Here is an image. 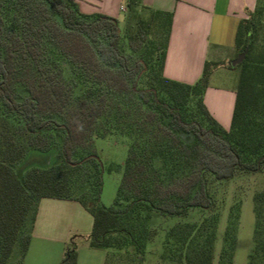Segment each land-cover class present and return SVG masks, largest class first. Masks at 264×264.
Masks as SVG:
<instances>
[{
    "label": "trees",
    "instance_id": "obj_1",
    "mask_svg": "<svg viewBox=\"0 0 264 264\" xmlns=\"http://www.w3.org/2000/svg\"><path fill=\"white\" fill-rule=\"evenodd\" d=\"M127 5L136 17L122 31L78 0H0V264H24L44 198L79 202L94 219L89 246L126 264H143L160 231L171 264H212L221 222L212 184L264 173V0L237 30L243 60L228 130L204 100L219 64L207 62L194 84L166 78L172 14ZM112 134L130 143L117 198L104 207L94 141ZM54 152V164L34 165ZM241 207L229 209L218 264L234 262ZM195 208L208 215L188 221ZM254 213L248 264H264V192ZM160 217L179 220L163 228ZM60 264H77L73 239Z\"/></svg>",
    "mask_w": 264,
    "mask_h": 264
},
{
    "label": "crops",
    "instance_id": "obj_2",
    "mask_svg": "<svg viewBox=\"0 0 264 264\" xmlns=\"http://www.w3.org/2000/svg\"><path fill=\"white\" fill-rule=\"evenodd\" d=\"M125 1L78 0V3L85 14L99 13L118 20L121 11L126 10ZM141 3L172 14L164 66L166 78L194 84L207 62L219 64L210 76L204 100L211 115L228 130L238 85L230 72L238 58L236 34L240 22L248 19L259 0H141ZM93 224L92 215L77 201L42 199L24 264H60L72 239L77 264H126L120 254L89 246L87 240Z\"/></svg>",
    "mask_w": 264,
    "mask_h": 264
},
{
    "label": "rangeland",
    "instance_id": "obj_3",
    "mask_svg": "<svg viewBox=\"0 0 264 264\" xmlns=\"http://www.w3.org/2000/svg\"><path fill=\"white\" fill-rule=\"evenodd\" d=\"M123 8L126 10L121 11L118 18L120 29L122 31H124L126 25L124 20L126 21L129 17H131L132 21L135 20L136 17V14L129 12L127 1L124 2ZM142 16L143 19H145L147 15L142 14ZM261 18L263 23L261 27V36H263L264 13ZM159 34L160 30L157 29L155 36H158ZM237 65L238 64H236V66ZM230 72L231 76H233V78L238 81L240 75V68L234 66ZM129 143L130 140L128 137L116 134L108 135L105 138H96L94 141L96 157L101 163L102 190L100 202L104 207L112 206L117 198L119 184L123 175V166L128 156ZM39 156H41L42 160H39L37 162L33 161L36 162L34 165L47 167L56 162L55 152ZM211 191L215 200V211L221 214V222L219 225L217 241L214 248V261L212 264H218L222 246V238L224 235L225 228L227 226L228 212L230 207L235 203V201H240L242 207L237 238V248L233 264H248L249 255L252 253L255 247L254 233L256 218L254 213V196L257 193L264 192V173L238 174L231 181L221 184L213 183ZM206 215H208V213H204L199 209L195 208L191 210L188 221L195 222ZM157 220L161 221L160 223H163V228H165L167 226L175 224L176 222H178L179 219L171 217H160L157 218ZM164 244L165 235L163 231H160L157 237L150 244L148 253L145 255V261L143 262V264H171L168 260H166L167 258L163 257V254H165V251L163 249ZM18 256L19 251L16 250L13 254L12 261Z\"/></svg>",
    "mask_w": 264,
    "mask_h": 264
},
{
    "label": "water",
    "instance_id": "obj_4",
    "mask_svg": "<svg viewBox=\"0 0 264 264\" xmlns=\"http://www.w3.org/2000/svg\"><path fill=\"white\" fill-rule=\"evenodd\" d=\"M242 60H243V56L240 55V56L237 58V60H235V61L233 62V65L240 64V63L242 62ZM95 158H97V157L95 156ZM97 159H98V158H97Z\"/></svg>",
    "mask_w": 264,
    "mask_h": 264
},
{
    "label": "built area",
    "instance_id": "obj_5",
    "mask_svg": "<svg viewBox=\"0 0 264 264\" xmlns=\"http://www.w3.org/2000/svg\"><path fill=\"white\" fill-rule=\"evenodd\" d=\"M123 10V9H122Z\"/></svg>",
    "mask_w": 264,
    "mask_h": 264
}]
</instances>
